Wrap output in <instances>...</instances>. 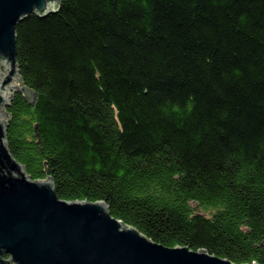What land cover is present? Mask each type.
Masks as SVG:
<instances>
[{"label": "trees", "instance_id": "1", "mask_svg": "<svg viewBox=\"0 0 264 264\" xmlns=\"http://www.w3.org/2000/svg\"><path fill=\"white\" fill-rule=\"evenodd\" d=\"M17 33L7 143L67 201L166 247L264 264V0H61Z\"/></svg>", "mask_w": 264, "mask_h": 264}, {"label": "water", "instance_id": "2", "mask_svg": "<svg viewBox=\"0 0 264 264\" xmlns=\"http://www.w3.org/2000/svg\"><path fill=\"white\" fill-rule=\"evenodd\" d=\"M61 0H0V264H235L206 250L166 247L114 217L103 201H67L52 177L33 180L7 143L16 92L29 100L17 58V27L55 13Z\"/></svg>", "mask_w": 264, "mask_h": 264}, {"label": "rangeland", "instance_id": "3", "mask_svg": "<svg viewBox=\"0 0 264 264\" xmlns=\"http://www.w3.org/2000/svg\"><path fill=\"white\" fill-rule=\"evenodd\" d=\"M1 73L2 74L4 73V69L0 67V78L3 76V75H1Z\"/></svg>", "mask_w": 264, "mask_h": 264}]
</instances>
